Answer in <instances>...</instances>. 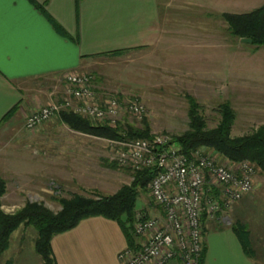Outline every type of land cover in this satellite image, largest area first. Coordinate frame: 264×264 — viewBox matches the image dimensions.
Returning a JSON list of instances; mask_svg holds the SVG:
<instances>
[{"label":"crops","instance_id":"1","mask_svg":"<svg viewBox=\"0 0 264 264\" xmlns=\"http://www.w3.org/2000/svg\"><path fill=\"white\" fill-rule=\"evenodd\" d=\"M171 2L3 0L0 3V176L7 183V191L10 183L17 185V193V188L43 182L41 178L47 175L62 179L69 176L73 181L75 173L67 172V175L62 168L59 170L61 166H54L61 158L56 152L66 148L77 152L81 145L39 143L35 146L28 141L32 135L38 140L67 135L71 141L80 143L85 138L93 140L94 136L75 131L64 123L65 129L51 128L60 121L59 117L31 131L25 126L26 117L31 111L64 97L67 72L91 75L94 88L103 94L110 85L101 67L110 61L113 52L121 51L114 55L116 57L127 58L134 54L142 59L153 57L163 43L169 48L173 36L164 26ZM12 109L14 114L4 119ZM85 148L87 153L92 152L87 157L93 156V143ZM75 165L66 168H76ZM257 189L255 187V191L230 208L221 210L215 218L204 219V264H264V206L261 210L254 207L260 205V200L264 205V191ZM16 193L9 196L6 192L2 201L9 200L15 205V199L21 196L20 189L18 195ZM249 201L250 221L244 222L245 213L240 208ZM235 224L247 229L246 241L242 242L234 231ZM139 240L135 236L132 247L137 246ZM129 246L121 225L102 216L86 218L52 239L57 264H120L118 256ZM17 256L18 261H15L5 255L2 264L29 263V258ZM168 264L183 263L175 258Z\"/></svg>","mask_w":264,"mask_h":264},{"label":"rangeland","instance_id":"2","mask_svg":"<svg viewBox=\"0 0 264 264\" xmlns=\"http://www.w3.org/2000/svg\"><path fill=\"white\" fill-rule=\"evenodd\" d=\"M262 5L264 0H172L167 12L168 22L164 26L173 36L169 48L163 43L153 57L142 59L134 54L127 58L110 55V61L101 67L110 85L105 92L116 94L124 104L130 98L142 101L147 109L144 119L153 135L163 133L176 137L188 130V96L194 97L200 104V113L207 128L212 129L219 124L220 106L228 103L236 112L232 137L250 134L264 125V46L232 36L222 14L246 13ZM144 119L139 120L125 113L120 122L125 126L143 128ZM65 127L60 121L51 125L56 129ZM36 138L32 135L28 142L35 146L39 143L45 146L60 143L82 146L77 148V152L69 148L56 152L61 158L54 166H61L59 170L63 169V173H75L74 179L47 175L41 178L43 182L24 185L19 188L21 196L15 199V205H11L9 200L2 201L5 193L1 197V208L6 214L18 212L28 202L42 203L48 210L57 213L62 209L59 197L71 198L79 194L98 198L100 195H112L134 180L131 169L118 163L116 167L110 164L113 151L109 140L113 139L94 136L93 140L85 138L79 141L80 144L71 141L72 138L67 135H51L44 140ZM91 143L95 151L93 156L87 157L91 151L87 153L85 147ZM201 148L206 152L213 151ZM73 164L76 168H66ZM52 181L55 183L50 184ZM16 186L9 184V190H6L9 196L16 193ZM255 187L264 191V176L258 169ZM58 189L60 193H55ZM247 203L240 208L246 214L243 213L244 222L250 221V201ZM259 203L254 207L261 210L264 205L261 200ZM136 211L150 216L160 215L147 192L140 193ZM37 237L38 232L33 225L22 224L11 235L9 246L0 255V264L5 255L18 261L17 254L29 258L28 264H44L36 252Z\"/></svg>","mask_w":264,"mask_h":264},{"label":"built area","instance_id":"3","mask_svg":"<svg viewBox=\"0 0 264 264\" xmlns=\"http://www.w3.org/2000/svg\"><path fill=\"white\" fill-rule=\"evenodd\" d=\"M64 81V97L31 111L27 129L35 130L65 110L111 125L125 113L139 120L147 114L138 98L124 104L116 94H100L91 75L70 71ZM109 143L110 158L120 166L154 172L149 195L160 213H137L133 229L140 240L119 254L120 264H168L175 258L183 264H199L205 246L204 219L215 218L255 188L257 168L249 160H228L202 148L186 154L170 134Z\"/></svg>","mask_w":264,"mask_h":264},{"label":"trees","instance_id":"4","mask_svg":"<svg viewBox=\"0 0 264 264\" xmlns=\"http://www.w3.org/2000/svg\"><path fill=\"white\" fill-rule=\"evenodd\" d=\"M222 15L232 36L251 39L252 44L264 46V5L246 13L225 12ZM120 53L121 51H115L113 55ZM188 99L189 128L180 136L173 137L182 151L187 154L206 147L228 160H249L264 176V125L250 134L232 137L231 131L236 112L230 104L225 103L220 106L221 120L216 127L209 129L200 113V104L192 96H188ZM13 114L12 109L4 119ZM59 118L62 123L75 131L107 139L122 140L153 136L146 119H144V127L138 128L134 125L125 126L121 122L116 125L98 123L72 110L63 111ZM110 162L111 165L118 166L117 162ZM132 171L133 182L122 187L115 194L100 195L98 198L79 194L71 198L59 197L62 209L57 213L48 210L42 203L28 202L18 212L6 214L1 208V197L6 193L7 186L5 179L0 176V255L9 246L10 237L18 227L22 224L33 225L38 232L35 246L37 254L44 264H57L52 249L53 237L73 229L82 220L94 216L117 221L123 228L130 246H134L136 235L133 224L136 221L137 200L141 192L149 193V183L154 172L149 169ZM234 231L242 242L246 241L248 231L243 225L235 224ZM205 254L206 246L201 253L199 264H204Z\"/></svg>","mask_w":264,"mask_h":264},{"label":"water","instance_id":"5","mask_svg":"<svg viewBox=\"0 0 264 264\" xmlns=\"http://www.w3.org/2000/svg\"><path fill=\"white\" fill-rule=\"evenodd\" d=\"M244 42H251V39H243Z\"/></svg>","mask_w":264,"mask_h":264},{"label":"snow or ice","instance_id":"6","mask_svg":"<svg viewBox=\"0 0 264 264\" xmlns=\"http://www.w3.org/2000/svg\"><path fill=\"white\" fill-rule=\"evenodd\" d=\"M0 3H3V0H0Z\"/></svg>","mask_w":264,"mask_h":264}]
</instances>
